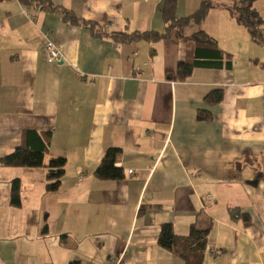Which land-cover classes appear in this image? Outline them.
Here are the masks:
<instances>
[{
  "label": "crops",
  "instance_id": "crops-1",
  "mask_svg": "<svg viewBox=\"0 0 264 264\" xmlns=\"http://www.w3.org/2000/svg\"><path fill=\"white\" fill-rule=\"evenodd\" d=\"M203 1L179 0L177 15ZM222 3L168 40L120 44L112 34L165 32L162 0H0V160L28 131L50 134L45 164L67 159L56 192L46 168L0 163V264H186L158 243L168 223L178 236L210 228L203 264H264V44ZM254 8L264 31V0ZM200 32L223 67L181 81L178 64ZM45 36L63 64L47 62ZM216 90L221 102L206 104ZM201 110L209 120H198ZM109 148L122 150V180L94 175Z\"/></svg>",
  "mask_w": 264,
  "mask_h": 264
},
{
  "label": "trees",
  "instance_id": "trees-1",
  "mask_svg": "<svg viewBox=\"0 0 264 264\" xmlns=\"http://www.w3.org/2000/svg\"><path fill=\"white\" fill-rule=\"evenodd\" d=\"M27 4L29 0H19ZM36 1V0H31ZM179 0H162V17L166 24L164 33L154 31L133 32L130 34L114 33L111 38L120 44H133L139 42L156 43L162 40H168L174 30H181L189 25H201L210 10L217 7L213 0H205L200 8L192 15L180 18L177 15V6ZM230 1L232 4H227ZM258 0H222L219 7L229 11L237 23L247 28L257 43H263L264 35L259 31L263 21L259 13L255 10L254 4ZM65 19L72 24L83 25L92 30L95 36L101 37L102 29L85 21L79 20L73 13L63 11ZM100 31V32H99ZM264 44V43H263ZM188 55L184 61H181L177 67V76L181 81H186L193 74L195 68H222L224 63V53L217 47V43L205 32H200L187 41ZM228 59L229 58V55ZM231 61L227 60L226 66L230 67ZM223 99V92L216 90L205 98V103L218 104ZM210 115L207 111L201 110L198 114L199 121H207ZM50 134L44 137L36 131H28L25 135L24 144L18 147L13 153L0 160L1 165L5 167L17 168H46L47 179L49 183L47 190L56 192L60 189L62 178L66 173L67 159L65 157H51L45 164V159L49 151ZM122 153L119 148L107 149L100 165L96 168L94 175L100 180H122L125 177L124 170L117 166V157ZM11 204L14 207L21 206V181L15 179L11 187ZM235 211V210H234ZM232 212L238 216L239 212ZM246 220L247 216L244 217ZM210 228L201 229L192 225L187 236H178L175 234L171 224H163L158 236L159 245L169 251L179 254L186 264H203L205 252L208 246Z\"/></svg>",
  "mask_w": 264,
  "mask_h": 264
},
{
  "label": "built area",
  "instance_id": "built-area-1",
  "mask_svg": "<svg viewBox=\"0 0 264 264\" xmlns=\"http://www.w3.org/2000/svg\"><path fill=\"white\" fill-rule=\"evenodd\" d=\"M45 39H46L45 53H46L47 62L50 65H56V66L63 64L65 62V57L61 49L56 45L55 42H53L47 36H45ZM120 262L121 260L118 257H111L104 264H121Z\"/></svg>",
  "mask_w": 264,
  "mask_h": 264
},
{
  "label": "rangeland",
  "instance_id": "rangeland-1",
  "mask_svg": "<svg viewBox=\"0 0 264 264\" xmlns=\"http://www.w3.org/2000/svg\"><path fill=\"white\" fill-rule=\"evenodd\" d=\"M214 1V0H213ZM226 3L227 4H232L230 1H226ZM259 31L262 33V32H264L263 30H261V28H259ZM264 38V37H263ZM263 43H264V39H263ZM66 171H67V169H66Z\"/></svg>",
  "mask_w": 264,
  "mask_h": 264
}]
</instances>
